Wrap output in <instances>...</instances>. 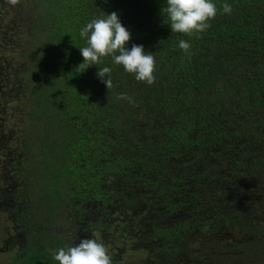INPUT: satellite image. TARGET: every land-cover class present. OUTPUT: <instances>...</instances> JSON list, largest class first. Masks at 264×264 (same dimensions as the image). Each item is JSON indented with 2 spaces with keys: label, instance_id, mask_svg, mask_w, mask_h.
I'll list each match as a JSON object with an SVG mask.
<instances>
[{
  "label": "trees",
  "instance_id": "16d2710c",
  "mask_svg": "<svg viewBox=\"0 0 264 264\" xmlns=\"http://www.w3.org/2000/svg\"><path fill=\"white\" fill-rule=\"evenodd\" d=\"M227 2L185 35L166 0H0V134H16L29 264L89 234L144 249L121 264H264V0ZM112 11L158 58L152 85L110 57L79 66L80 28Z\"/></svg>",
  "mask_w": 264,
  "mask_h": 264
},
{
  "label": "clouds",
  "instance_id": "9594fccd",
  "mask_svg": "<svg viewBox=\"0 0 264 264\" xmlns=\"http://www.w3.org/2000/svg\"><path fill=\"white\" fill-rule=\"evenodd\" d=\"M15 3V0H12ZM218 12L231 15L233 5L224 0L217 6L216 0H166L163 14L167 17L172 33L193 35L206 31ZM92 18L79 30V37L85 42L79 47L83 61L79 66L85 71L90 66L100 65L110 57L114 65L122 66L126 73L134 75L138 82L152 85L158 58L152 51H146L143 44L132 43V33L122 23L118 11ZM185 53L189 52L191 43L180 39L177 45ZM97 76L107 88L112 85L111 67L98 68ZM81 71V72H83ZM133 103L130 96L122 95ZM52 259L58 264H112L107 246L95 238H81L78 243L54 249Z\"/></svg>",
  "mask_w": 264,
  "mask_h": 264
},
{
  "label": "flooded vegetation",
  "instance_id": "af4514ba",
  "mask_svg": "<svg viewBox=\"0 0 264 264\" xmlns=\"http://www.w3.org/2000/svg\"><path fill=\"white\" fill-rule=\"evenodd\" d=\"M7 141L6 134H0V226L3 225L2 232H0V258H3L9 250H11L13 256L10 257L8 262L1 259L0 264H29V255L33 251L36 238L33 237V233H25L23 227L16 222L15 209L21 210V201L18 200L20 197L15 195L16 186L8 183L9 180L13 181L14 175L13 170L8 169L5 162L8 156L13 154L14 149L12 144ZM7 165L10 164L7 163ZM34 232L37 234L38 230ZM86 237L96 239L91 234ZM108 250L109 255L112 257V264H121L122 252L118 249L114 252L112 248ZM34 264L40 263L35 262Z\"/></svg>",
  "mask_w": 264,
  "mask_h": 264
},
{
  "label": "rangeland",
  "instance_id": "374dc122",
  "mask_svg": "<svg viewBox=\"0 0 264 264\" xmlns=\"http://www.w3.org/2000/svg\"><path fill=\"white\" fill-rule=\"evenodd\" d=\"M15 135L16 134H13V136H11V134H6V136L8 137V141L7 142L13 144L15 142L14 139H13ZM2 226H0V232H2ZM106 246L108 248L107 244H106ZM143 250L144 249L143 248L142 249L139 248V246L133 247L132 249H130V252L128 250L126 255L122 256V260H121L120 263H123L127 259H129L130 261H133V262L134 261L136 262L138 260L144 259V255H143L144 253H142V252H144ZM11 256H13V253L11 252V250H9L6 254H4L3 258H0V260L3 259V261H5V262L7 261L8 262Z\"/></svg>",
  "mask_w": 264,
  "mask_h": 264
}]
</instances>
